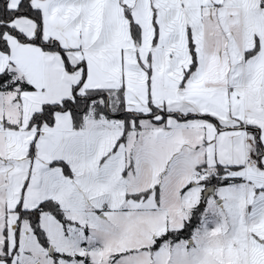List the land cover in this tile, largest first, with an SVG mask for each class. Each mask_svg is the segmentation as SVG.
Wrapping results in <instances>:
<instances>
[{
    "label": "snow or ice",
    "instance_id": "1",
    "mask_svg": "<svg viewBox=\"0 0 264 264\" xmlns=\"http://www.w3.org/2000/svg\"><path fill=\"white\" fill-rule=\"evenodd\" d=\"M0 264H264V0H0Z\"/></svg>",
    "mask_w": 264,
    "mask_h": 264
}]
</instances>
